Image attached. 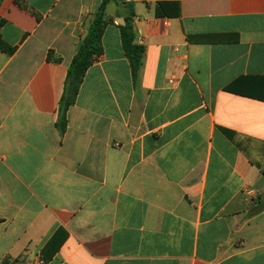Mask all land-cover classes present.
I'll list each match as a JSON object with an SVG mask.
<instances>
[{
  "label": "crops",
  "instance_id": "1",
  "mask_svg": "<svg viewBox=\"0 0 264 264\" xmlns=\"http://www.w3.org/2000/svg\"><path fill=\"white\" fill-rule=\"evenodd\" d=\"M101 1H0V262L264 264V0H108L61 131Z\"/></svg>",
  "mask_w": 264,
  "mask_h": 264
},
{
  "label": "trees",
  "instance_id": "2",
  "mask_svg": "<svg viewBox=\"0 0 264 264\" xmlns=\"http://www.w3.org/2000/svg\"><path fill=\"white\" fill-rule=\"evenodd\" d=\"M107 2L108 0L101 1L98 9L94 13L92 21L88 23L85 36L81 39L78 49L68 65L64 90L60 98L58 110L57 125L61 131H63L66 126V111L75 101L79 86L87 68L102 53L101 37L105 25L110 21L104 14V7ZM133 15V11L130 10L129 16L124 18V23L118 24V28L122 49L129 61L132 79L135 81L137 72L142 63L144 47L142 44L134 42L135 31L132 19ZM2 23L3 21L0 20V26ZM0 50L7 54H12L15 47L7 44L0 35ZM262 172H264V168H262ZM57 237L58 231L50 239L48 245L50 247V245L53 244V247L49 250L47 255L43 253V261L49 259L62 242L63 237H60L59 240L54 243ZM7 263V259L0 262V264Z\"/></svg>",
  "mask_w": 264,
  "mask_h": 264
},
{
  "label": "built area",
  "instance_id": "3",
  "mask_svg": "<svg viewBox=\"0 0 264 264\" xmlns=\"http://www.w3.org/2000/svg\"><path fill=\"white\" fill-rule=\"evenodd\" d=\"M39 264H43V261H42V260H40V261H39Z\"/></svg>",
  "mask_w": 264,
  "mask_h": 264
},
{
  "label": "water",
  "instance_id": "4",
  "mask_svg": "<svg viewBox=\"0 0 264 264\" xmlns=\"http://www.w3.org/2000/svg\"><path fill=\"white\" fill-rule=\"evenodd\" d=\"M119 23H123L122 20H120Z\"/></svg>",
  "mask_w": 264,
  "mask_h": 264
},
{
  "label": "rangeland",
  "instance_id": "5",
  "mask_svg": "<svg viewBox=\"0 0 264 264\" xmlns=\"http://www.w3.org/2000/svg\"><path fill=\"white\" fill-rule=\"evenodd\" d=\"M9 262V261H8ZM8 264V263H7Z\"/></svg>",
  "mask_w": 264,
  "mask_h": 264
}]
</instances>
